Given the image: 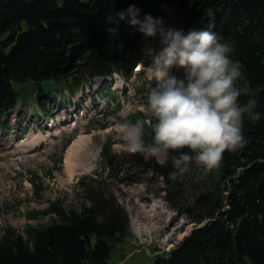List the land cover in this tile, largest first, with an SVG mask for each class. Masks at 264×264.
I'll list each match as a JSON object with an SVG mask.
<instances>
[{"label":"trees","instance_id":"obj_1","mask_svg":"<svg viewBox=\"0 0 264 264\" xmlns=\"http://www.w3.org/2000/svg\"><path fill=\"white\" fill-rule=\"evenodd\" d=\"M188 1L0 0V113L24 93L22 86L56 80L73 87L113 70L128 73L145 37L127 18L115 24L112 13L131 3L141 17L163 16L165 24L185 32L204 27L210 11L219 21L216 32L233 45L242 65L241 101L255 95L264 112V0ZM138 118L151 143L147 110L125 120ZM243 131L248 142L226 149L219 168L205 172L193 162L176 178L171 161L161 165L140 152H115L110 140L97 138L103 172L79 179L73 204L57 199L27 215L50 214L47 220L2 228L0 264H109L131 236L127 212L109 182L118 176L126 182L161 179L169 207L185 212L194 225L149 264H264V117H245ZM37 179L34 174L40 192Z\"/></svg>","mask_w":264,"mask_h":264},{"label":"clouds","instance_id":"obj_2","mask_svg":"<svg viewBox=\"0 0 264 264\" xmlns=\"http://www.w3.org/2000/svg\"><path fill=\"white\" fill-rule=\"evenodd\" d=\"M140 11L131 3L112 13L115 24L127 18L145 37L147 79L156 81L146 93L152 142L145 140L143 119L125 120L120 130L126 148L161 165L171 161L173 178L189 172L193 162L211 172L221 166L226 149L236 150L248 142L243 122L245 117H264L259 98L249 95L241 101L242 65L232 55L233 45L213 27L185 32L165 24L163 16L141 17ZM149 38L156 40V46L147 43Z\"/></svg>","mask_w":264,"mask_h":264},{"label":"rangeland","instance_id":"obj_3","mask_svg":"<svg viewBox=\"0 0 264 264\" xmlns=\"http://www.w3.org/2000/svg\"><path fill=\"white\" fill-rule=\"evenodd\" d=\"M208 15L210 16L209 13ZM151 41V45L155 44L156 46V40ZM134 107L136 105L129 106L130 109ZM120 129L119 123L117 126L111 123L106 129L91 132L85 130L83 134L91 136L88 147L94 150V156L90 159L89 167L91 168L88 169L89 171H78L72 177H69L64 171L62 161L59 166L54 163V154L63 146L64 141L70 136L69 134L53 141L47 148L29 154H20L16 150H0V163L2 164L0 165V229L7 225L21 229L26 223L36 224L39 221L47 220L50 214L42 213L39 219L29 218L27 215L31 210H46L51 201L61 199L66 205L73 204L76 200L73 190L76 179L81 174L93 172L100 161L96 150V139L112 140L111 148L115 152L127 150ZM4 159L7 160L4 161ZM34 173L38 176L37 181L41 182L39 196L36 195L35 189L37 188L31 181ZM112 185L118 201L127 212L131 236L120 244L116 253L117 257L113 258L109 264H146L148 253L153 254V252L167 250L190 233L193 224L188 223L186 226L178 227L177 222L170 220L165 226L167 212L172 210L164 203L161 208L156 210L158 212L156 215L157 224L160 222L161 226L158 234L153 233L143 236L145 238H138L133 232L135 219H141L138 214V202L159 199L157 193H159L158 188L162 182L161 180H146L142 184H125L123 181L115 179Z\"/></svg>","mask_w":264,"mask_h":264},{"label":"bare ground","instance_id":"obj_4","mask_svg":"<svg viewBox=\"0 0 264 264\" xmlns=\"http://www.w3.org/2000/svg\"><path fill=\"white\" fill-rule=\"evenodd\" d=\"M90 135H80L68 146L64 156V171L69 177H72L74 173L78 171L87 170L89 159L93 156L94 152L88 147ZM35 145H31L29 148H34ZM159 207L156 201L150 203H140L138 205V214L141 219L136 218V222L133 226V231L137 237H143L149 235L153 228L157 227L156 215L158 212L156 209ZM150 222V223H149ZM160 222H158L159 224Z\"/></svg>","mask_w":264,"mask_h":264},{"label":"water","instance_id":"obj_5","mask_svg":"<svg viewBox=\"0 0 264 264\" xmlns=\"http://www.w3.org/2000/svg\"><path fill=\"white\" fill-rule=\"evenodd\" d=\"M193 2H194V0H189L188 1V5L191 6L193 4ZM41 85H42L43 89L45 91H47L49 88L55 86V83L52 82V81L51 82H47V81L44 80V81L41 82Z\"/></svg>","mask_w":264,"mask_h":264}]
</instances>
